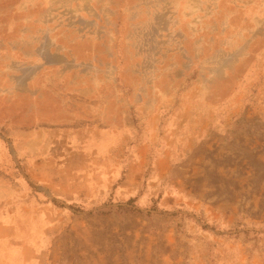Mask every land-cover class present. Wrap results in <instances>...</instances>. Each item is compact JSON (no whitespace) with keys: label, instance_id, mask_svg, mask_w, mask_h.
<instances>
[{"label":"rangeland","instance_id":"obj_1","mask_svg":"<svg viewBox=\"0 0 264 264\" xmlns=\"http://www.w3.org/2000/svg\"><path fill=\"white\" fill-rule=\"evenodd\" d=\"M0 264H264V0H0Z\"/></svg>","mask_w":264,"mask_h":264}]
</instances>
